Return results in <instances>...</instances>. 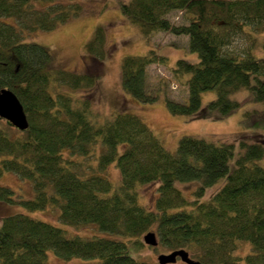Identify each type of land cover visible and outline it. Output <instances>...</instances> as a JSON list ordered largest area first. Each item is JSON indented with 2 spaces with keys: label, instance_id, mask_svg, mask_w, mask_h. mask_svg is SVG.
Masks as SVG:
<instances>
[{
  "label": "trees",
  "instance_id": "16d2710c",
  "mask_svg": "<svg viewBox=\"0 0 264 264\" xmlns=\"http://www.w3.org/2000/svg\"><path fill=\"white\" fill-rule=\"evenodd\" d=\"M118 2L144 36L158 31L187 35L190 50L199 55L198 63L181 58L173 69L177 78L190 77L187 102L167 98L172 114L231 115L243 105L232 95L246 89L248 100L263 108L244 111L241 122L264 125V55L258 53L264 50L258 37L264 32V0ZM80 3L0 0V91L12 90L29 120V128L20 131L0 118V176L13 172L31 180L36 194L21 199L0 185V202L19 203L30 211L57 207L69 226L95 223L124 239L70 237L48 221L10 214L0 226V263L48 264L47 251L52 250L64 260L97 257L98 264H160L142 262L130 252L129 242L145 246L144 235L151 231L166 251L185 249L205 264H264V166L254 163L264 157V134L253 143L242 139L237 155L234 142L183 135L172 153L138 115L116 112L101 121L90 98L101 78L96 64L84 73L56 69L47 48L25 42L29 33L53 30L79 16ZM173 11L182 12L187 22L171 21ZM92 35L86 52L103 63L105 27L97 26ZM165 61L154 49L125 56L123 90L143 103L156 101L146 90L148 68ZM209 90H216L217 97L203 109L202 92ZM92 158L97 161L93 167ZM112 163L121 172L118 187L102 174ZM221 178L226 179L222 188L203 200ZM193 180L200 185L189 200L177 182ZM151 183H158V197L155 208H146L138 188Z\"/></svg>",
  "mask_w": 264,
  "mask_h": 264
},
{
  "label": "rangeland",
  "instance_id": "374dc122",
  "mask_svg": "<svg viewBox=\"0 0 264 264\" xmlns=\"http://www.w3.org/2000/svg\"><path fill=\"white\" fill-rule=\"evenodd\" d=\"M83 5V11L79 16L58 25L53 30H38L27 34L25 42L38 43L50 52V65L56 69H65L84 73L96 64V70L101 78L95 89L90 93L94 102L95 112H98L101 121L110 117L113 113L123 112L138 115L151 128L164 146L172 153H176L179 140L183 135H194L207 140L220 142H234L237 150H240L242 139L248 142H255L260 134H264V125L255 122L244 124V111L250 108H263L262 103H253L248 100V91L242 89L232 95L233 99L243 102L242 107L235 113L214 118L200 114L186 117L174 115L167 106V98L179 102H187L189 89L187 79L190 75L175 77L173 69L181 58L189 62L198 63L199 55L189 48V37L187 35H175L170 32L158 31L149 37L144 36L139 28L121 13L118 0H79ZM127 1V0H124ZM168 18L175 23H185L187 18L180 11H173ZM102 25L106 29V57L103 63L95 61L86 52V44L92 38L97 26ZM264 41V32L259 36ZM154 49L156 53L166 57V61L157 62L149 66L146 90L157 96L152 103H143L134 96L126 93L122 87V61L128 55H146ZM258 53L264 55V50ZM203 109L208 103L217 97L216 90L202 92ZM73 96L84 94V92H70ZM202 113V111L200 112ZM68 150H66L67 152ZM122 151V149H121ZM83 158L79 157L78 160ZM91 166H96L97 161L91 159ZM264 166V157L254 161ZM235 161H231V170ZM252 164V163H250ZM103 176L107 177L114 187L121 183V172L112 163ZM226 179L221 178L213 187H209L203 200H207L215 192L220 190ZM0 185L10 187L21 199H34L35 189L33 182L29 179H22L13 172H5L0 176ZM200 181L177 182L178 189L182 190L186 199L195 198L194 192L199 187ZM158 183L142 184L138 188L139 202L146 208H155L158 197ZM60 208L48 207L43 210L30 211L22 204H5L0 202V226L7 215L26 213L37 219L45 220L66 230L67 236H108L111 238L124 239L121 235L109 234L101 231L97 224L91 223L77 228L69 226L60 219ZM131 254L138 260L147 262H158V256L166 251L160 244L154 248L149 245L140 246L129 242ZM248 250V248H245ZM245 250V251H246ZM244 251V252H245ZM101 258L73 257L70 260L59 258L52 250L47 251L46 261L48 264H98ZM1 264V263H0ZM174 264H187L178 260Z\"/></svg>",
  "mask_w": 264,
  "mask_h": 264
},
{
  "label": "water",
  "instance_id": "95a60500",
  "mask_svg": "<svg viewBox=\"0 0 264 264\" xmlns=\"http://www.w3.org/2000/svg\"><path fill=\"white\" fill-rule=\"evenodd\" d=\"M0 118L6 119L9 123L21 130L29 128L28 115L18 96L10 89L0 91ZM144 243L149 246L157 247L159 240L155 232H148L144 235ZM182 260L187 264H205L190 256L185 249H178L171 253H163L158 256L160 264H174Z\"/></svg>",
  "mask_w": 264,
  "mask_h": 264
}]
</instances>
